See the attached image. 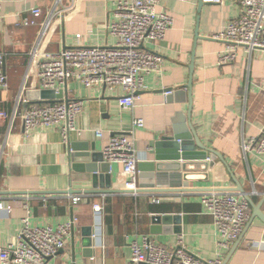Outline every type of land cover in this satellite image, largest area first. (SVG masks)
I'll return each instance as SVG.
<instances>
[{"label":"crops","instance_id":"obj_1","mask_svg":"<svg viewBox=\"0 0 264 264\" xmlns=\"http://www.w3.org/2000/svg\"><path fill=\"white\" fill-rule=\"evenodd\" d=\"M76 1V11L65 14L52 31L48 49L60 51L65 46L82 43L115 44L117 39L110 34L109 26L115 20L114 11L119 0ZM52 4V0L3 2L0 62L6 59L5 74L9 87L0 88V112L13 110L23 86L27 101L22 103V109L31 103H41L28 99L30 90L40 89L35 70L28 73V53L37 40L39 26L25 27L19 23L31 15L33 7L42 9L43 14L36 17L42 22ZM163 8L174 17L173 26L165 40L146 41L142 46L163 57V71L145 76L146 89L138 93L134 108H125L120 103L122 89L114 93L103 86L89 88L72 80L67 86L68 97L84 102V110L78 120L83 131L81 134L72 132L67 143L62 141L59 129L54 126L26 133L21 118L17 119L13 132L8 135L7 123L0 118V199L10 202L13 207L11 212L0 211V245L7 246L16 239L26 215L33 226L58 225L75 215L79 223L68 246L51 260L56 264H126L131 253V241H141L144 234L171 249H175L182 238L191 252L207 260L216 258L220 252V236L213 218L204 210L202 196L210 192L204 189L229 188L236 183L227 166L215 155L205 172L194 170L187 173L190 190L142 192L138 197L112 194L107 197L103 212L93 209V203L99 200L96 193L86 192L85 198L73 205L67 194L56 192L94 187L92 173L72 169L68 160L72 142L86 144L88 151L101 155L103 161L98 162V174L100 179L102 177L98 181L100 190L108 182L106 175L112 178L113 186L124 179L122 164L102 158L107 140L119 135L115 133L129 130L128 135L136 142L141 159L139 163L154 160L155 140L172 133L176 115L181 113L179 121L186 122L189 109L186 85L190 80L192 62V122L197 134L206 146L225 157L254 201L258 203L261 200L264 194V160L255 152L245 155L242 143L257 137L264 127V49L250 54L239 48L236 61L218 65V54L225 49L227 42L214 36L229 20L239 15L240 7L234 0H226L223 4L204 3L201 7L200 0H162L158 9ZM78 34L82 37L79 38ZM173 88L174 92L184 91H178L180 93L168 101L172 92H164V89ZM138 117L144 118V127L136 128L132 124ZM96 129L102 130V137L95 135ZM105 162L109 167L103 172ZM149 174L154 177L156 189H172L183 186L185 182L182 176L185 173L169 164L161 171L139 168V187L150 185ZM15 191L23 194H13ZM158 213L179 214L181 218L180 221L173 218L160 223V232L154 234L150 231L151 216ZM86 227L93 232L90 249L83 245L82 231ZM245 230L227 264H264V222L255 218ZM230 251H223L222 263Z\"/></svg>","mask_w":264,"mask_h":264},{"label":"built area","instance_id":"obj_2","mask_svg":"<svg viewBox=\"0 0 264 264\" xmlns=\"http://www.w3.org/2000/svg\"><path fill=\"white\" fill-rule=\"evenodd\" d=\"M42 22L36 19L43 14L40 7H33L30 16L23 18L20 25L39 26L37 40L29 50V69H33L38 77L40 89H53L59 92L69 82L77 80L86 87L103 86L111 92L120 93L123 107L132 109L138 93L146 89L145 76L161 73L163 57L144 49L146 41H163L174 24V17L166 9H158L162 0H119L109 32L116 37L113 45L68 46L60 51L48 49L50 35L56 25L67 13L77 9L76 0H52ZM226 0H203L204 3L223 4ZM240 7L239 15L227 22L224 29L214 37L227 42L225 49L218 54V65H226L236 61L239 48L252 54L254 50L264 49V0H234ZM4 0H0V14ZM79 38L82 36L77 35ZM1 56V61H2ZM30 75H27L29 77ZM9 87L8 77L0 67V88ZM24 86L19 93L11 112L2 110L0 118L7 123L8 135L13 132L17 119L21 118L26 133L36 129L57 127L62 141L67 143L72 132L82 133L78 120L84 108L82 99L69 98L48 103H31L24 109L22 103L27 101ZM134 127H144V118L133 120ZM98 137L103 136L101 129L94 130ZM246 153L255 152L264 160V127L257 137L248 138L242 143ZM106 161L122 164L123 180L118 190H129L122 193L138 197L139 162L135 139L121 133L110 137L104 148ZM214 155L208 157L211 162ZM99 200L93 203L94 211L103 212L107 197L114 193H96ZM120 194V195H122ZM73 205L80 203L87 194H67ZM158 201V199H153ZM202 204L206 213L213 218L220 240V252L213 260L202 258L199 254L186 248L182 238L175 249L156 243L150 235L144 234L141 241L130 243L131 253L126 264H222L223 251L231 250V245L242 235L251 214L248 200L232 191L211 190L202 196ZM11 212L10 202L0 199V211ZM79 218L73 216L69 221L58 225H31L30 217L22 219V226L16 239L7 246L0 245V264H56L51 260L60 250L68 246ZM93 236V235H92Z\"/></svg>","mask_w":264,"mask_h":264},{"label":"water","instance_id":"obj_3","mask_svg":"<svg viewBox=\"0 0 264 264\" xmlns=\"http://www.w3.org/2000/svg\"><path fill=\"white\" fill-rule=\"evenodd\" d=\"M204 4L203 0H200V7L201 5ZM199 37V35H198ZM67 47V46H65ZM5 60L3 59L2 62H0V67L3 68L5 72ZM193 67L194 63L190 65L191 69V76L188 84L186 85L187 89V94H188V114L186 116V122L181 123L179 121V115L181 113H178L176 117L173 120V131L171 134H163L159 136L154 143V155L153 159L151 162L148 163H139V168L140 169H146V170H154V171H161L163 167L172 164L176 166L179 170H182L185 174L182 175L184 176L185 182L183 183V186H179L176 188L172 189H162L158 188L156 189L154 187V180H153V175L149 174L150 180L148 184L150 185H141L139 189L137 190V193H142V192H150V193H156L158 191L162 192H183V191H188L190 190L189 187V176L187 173H192L194 170L195 171H200V172H205L208 167H209V161L208 157H210L211 154L215 155L218 157L224 164L227 166L228 171L230 172V175H232L234 182L236 183V186L234 187H229V188H211L216 191H232L235 193L240 194L243 196L246 200L249 201L251 205V210L252 214L251 217L245 226L246 230H248V227L252 224L255 218L259 219L260 221L264 222V210H262V205L264 204V194L261 200L256 203L254 199L251 196L250 192H246L244 188L242 187L240 181L236 178L234 173L232 172V169L230 168L228 162L225 160V157L217 151L216 149L212 147L206 146L202 140H200L197 131L195 129V126L192 122V113H193ZM173 89H164V92H172L171 94L168 95V101L173 99L174 94L180 93L178 91H184V90H178L177 92H174ZM28 99L29 101H37L41 103H48L50 101H56V100H61V99H69L68 97V90L67 87L65 89H61L59 92L53 90V89H36V90H30L28 92ZM125 129L124 131H121V133H126L129 134V130ZM121 133H115V134H121ZM70 150L68 153V160L72 166V169L76 171H81V172H90L92 173V178L94 179V187L92 189H86V190H74L73 188H70L67 191H56L58 194H77V193H86V192H92V193H104V192H109V193H114V194H122V193H131L129 190H118L112 188L113 182L112 178H109V176L106 175V178H108V182L105 185L103 189H98V181L100 179L98 174L99 172V161L101 160V155L98 153H91L88 151L86 144H79L76 142L70 143ZM104 155H102V158ZM183 162H179V161ZM171 162V163H169ZM109 163L105 162L103 166V172L108 171ZM102 179V177H101ZM100 179V181H101ZM211 189H204L211 191ZM193 190V189H192ZM13 194L15 193H21L20 191H15L12 192ZM177 219L180 221V215H169V214H154L151 216V226H150V231L154 234H158L160 232L159 227L160 223H166L167 221L171 219ZM179 231L180 227H178ZM92 229L90 227H86L83 229L82 233L84 236V241L83 245L86 249H90L93 245V239L92 235L93 232L91 231ZM244 233V232H243ZM244 236V235H243ZM242 235L239 237V239L233 244V247L228 254L227 258L223 261L222 264H227V262L230 260L231 256L235 252L236 248L238 247V243L243 237Z\"/></svg>","mask_w":264,"mask_h":264}]
</instances>
